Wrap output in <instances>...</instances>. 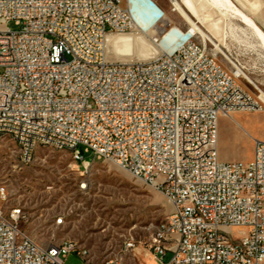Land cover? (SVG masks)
<instances>
[{
  "label": "built area",
  "instance_id": "built-area-1",
  "mask_svg": "<svg viewBox=\"0 0 264 264\" xmlns=\"http://www.w3.org/2000/svg\"><path fill=\"white\" fill-rule=\"evenodd\" d=\"M145 1L151 11L137 0H0V136L17 144L22 165L39 147L66 151L85 171L111 162L164 194L173 211L150 243L161 264H264V142L255 140L249 162L219 153L220 120L263 112L264 102L217 62L209 41L171 23L154 31L156 44L171 33L155 59L110 60L107 37L136 28L131 5L144 25L167 18ZM24 218L0 209V264L83 258L71 241L40 245L21 229ZM135 250L128 241L105 264H141Z\"/></svg>",
  "mask_w": 264,
  "mask_h": 264
},
{
  "label": "rangeland",
  "instance_id": "rangeland-1",
  "mask_svg": "<svg viewBox=\"0 0 264 264\" xmlns=\"http://www.w3.org/2000/svg\"><path fill=\"white\" fill-rule=\"evenodd\" d=\"M209 1L225 19L221 40L206 32L214 43L208 42V52L230 74L245 76L239 83L253 97L264 96V38L253 32L256 28L264 32V0H258L261 8L255 15L246 13L233 0H225L226 5ZM155 2L172 26L191 30L170 0ZM195 14H190L191 18L205 31ZM9 27L18 29L13 23ZM136 33L141 32L135 28L127 34ZM169 40L163 38L165 47ZM113 61L126 62L118 58ZM219 129L221 160L249 162L254 158L255 140L264 142V111L222 118ZM0 187L8 192L7 202L0 200V209L20 208L25 216L21 229L40 245L71 241L76 251L82 252L83 258L70 254L66 264H105L119 256L128 241L136 244L133 253L138 263L161 264L150 253V243L173 207L164 194L114 163L94 161L85 171L69 152L39 147L34 161L22 165L17 145L11 138L0 136ZM61 217L64 222L57 225ZM171 256L168 254L164 261Z\"/></svg>",
  "mask_w": 264,
  "mask_h": 264
},
{
  "label": "bare ground",
  "instance_id": "bare-ground-1",
  "mask_svg": "<svg viewBox=\"0 0 264 264\" xmlns=\"http://www.w3.org/2000/svg\"><path fill=\"white\" fill-rule=\"evenodd\" d=\"M233 1L240 8H242L246 13L251 14V15L257 14L259 9L261 8L258 0H233ZM216 2L225 4V5L227 4L225 0H216ZM137 3L142 5V7L146 11H151L149 10L150 8L148 7L147 2L145 0H137ZM131 9L133 11V20H134L135 27L141 33L109 35L106 40L107 56L112 61H113V58H118V59L125 60L126 62L136 61L137 63H145V62L155 59L157 55L166 48L163 45V38L168 40L170 39V36H171V34L169 33L162 34L159 42L156 44L155 36L149 35L150 36L149 37L148 33L149 32L154 33V31L157 30L159 23L167 24L169 23V20L167 18H163L162 16H157L149 24L144 25L142 23V18L137 13L134 5L133 6L131 5ZM175 9L179 11L183 19L190 25L191 32L198 33L202 38H204L207 42L209 41L213 45L214 43L207 36V33H209L212 37L216 36L217 38L221 40L220 29H221V25H223V21L225 17L224 15L220 13L219 8L215 4H213L209 0H180L178 4H176ZM226 11H228V9H226ZM194 12H197V13L195 14ZM236 13L238 14V12ZM190 14L192 15L195 14L196 16H198L200 21L203 22V28L205 29V31L197 27L196 23L193 21ZM242 15H246V14H242ZM253 32L264 38V32L261 29L256 28ZM261 99L264 102V96L262 94H261ZM93 162L94 161H91V164Z\"/></svg>",
  "mask_w": 264,
  "mask_h": 264
},
{
  "label": "crops",
  "instance_id": "crops-1",
  "mask_svg": "<svg viewBox=\"0 0 264 264\" xmlns=\"http://www.w3.org/2000/svg\"><path fill=\"white\" fill-rule=\"evenodd\" d=\"M150 1H153L157 6H159L156 2H155V0H150ZM220 153V152H219ZM220 158H221V155H220Z\"/></svg>",
  "mask_w": 264,
  "mask_h": 264
}]
</instances>
